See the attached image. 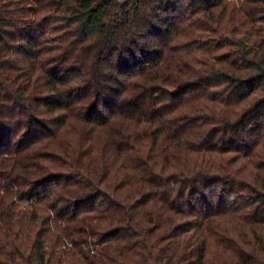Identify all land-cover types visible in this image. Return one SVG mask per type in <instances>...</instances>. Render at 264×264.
Instances as JSON below:
<instances>
[{
	"label": "trees",
	"instance_id": "1",
	"mask_svg": "<svg viewBox=\"0 0 264 264\" xmlns=\"http://www.w3.org/2000/svg\"><path fill=\"white\" fill-rule=\"evenodd\" d=\"M0 264H264V0H0Z\"/></svg>",
	"mask_w": 264,
	"mask_h": 264
},
{
	"label": "built area",
	"instance_id": "2",
	"mask_svg": "<svg viewBox=\"0 0 264 264\" xmlns=\"http://www.w3.org/2000/svg\"><path fill=\"white\" fill-rule=\"evenodd\" d=\"M239 1H242V0H239Z\"/></svg>",
	"mask_w": 264,
	"mask_h": 264
}]
</instances>
